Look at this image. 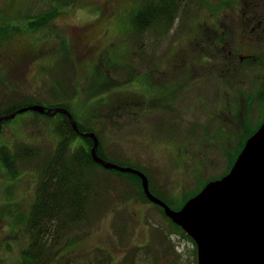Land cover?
Segmentation results:
<instances>
[{"label":"rangeland","instance_id":"374dc122","mask_svg":"<svg viewBox=\"0 0 264 264\" xmlns=\"http://www.w3.org/2000/svg\"><path fill=\"white\" fill-rule=\"evenodd\" d=\"M147 1L0 0V26L10 29L0 34V109L30 100L68 106L96 130L108 158L144 170L154 192L179 206L231 167L245 127L263 115L264 0H180L170 28L137 34L131 19ZM219 39L223 57L234 49L232 78L215 66ZM201 62L213 69L199 75ZM187 78L202 81L185 87ZM60 119L27 110L2 121L0 146L17 152L19 173L12 177L0 159V264H23L26 219L61 140ZM84 143L79 134L70 149ZM126 176L92 169L89 218L47 264H198L194 243Z\"/></svg>","mask_w":264,"mask_h":264},{"label":"trees","instance_id":"16d2710c","mask_svg":"<svg viewBox=\"0 0 264 264\" xmlns=\"http://www.w3.org/2000/svg\"><path fill=\"white\" fill-rule=\"evenodd\" d=\"M181 7L180 0H149L141 5L133 14L131 27L137 34L144 32L149 26L151 27L156 24L160 29H168L176 17H178ZM57 12L58 10H54L52 15H55ZM50 15L51 13L49 16ZM43 20L44 19H41L40 21ZM8 32H10V29L7 25L0 26V34L4 35ZM257 101L259 104H263L262 107L264 109V88L258 92ZM34 103V101L30 100L23 104L9 105L4 109H0V115L13 113L24 106ZM34 112L40 113L38 111ZM262 113L263 115H261L255 126L247 125V127H245L248 130L240 139L234 153L231 154L233 158L231 165L243 149L246 140L261 125L264 119V112L262 111ZM58 115L61 117L58 125L61 140L59 141L54 156L52 157L53 160L45 162L43 165L41 178L36 187L35 198L30 205L26 223L28 224V231L31 233L32 238L31 242L23 250V264H47L46 262L49 258L51 259V257H56V255L59 254L58 250L52 252V249L56 247V245L58 246L59 241L65 237L67 238L72 232V229L77 228V226L88 220V206L91 204L90 196L92 194V188L90 182L87 180V175L92 172L94 167H103L92 159V139L90 137L83 135L85 143L80 144L75 150L70 149L71 141L78 136V131L74 129L66 114L58 113ZM7 121L8 120L6 119L4 123ZM77 123L80 131L96 132L94 128L88 127L79 121ZM20 150H24L23 155L25 156H31L35 152L32 147L20 148L19 152ZM98 153L101 157L109 161L121 164L120 162L108 158L103 151L102 145L101 148H99ZM0 159L4 163L8 173L12 177H16L19 173L15 165L17 152L14 153L8 146L1 145ZM134 167L138 168V166ZM109 170L132 178L135 181V184L139 186L141 198L150 201L146 196L142 185V179L139 175L131 172H122L117 169ZM150 188L154 194L161 197L175 209H180L183 204L194 195L187 197L179 206H172L171 204L173 203L168 201L165 197L155 193L151 186ZM75 190L78 191V196H74V198L68 196L67 192L72 193ZM61 196H63V198ZM158 207L176 229H178L184 237L194 243L195 253H197V246L194 239L166 215L164 208L161 206ZM97 264H101V262H97Z\"/></svg>","mask_w":264,"mask_h":264},{"label":"water","instance_id":"95a60500","mask_svg":"<svg viewBox=\"0 0 264 264\" xmlns=\"http://www.w3.org/2000/svg\"><path fill=\"white\" fill-rule=\"evenodd\" d=\"M35 110L55 115L65 113L78 130L77 121L65 107L32 104L0 115L2 121ZM94 140V160L108 169L139 175L147 197L164 208L166 215L197 244L198 264H264V120L246 140L230 171L208 182L180 209L172 208L150 190L147 175L139 169L107 161L98 154L95 132H81Z\"/></svg>","mask_w":264,"mask_h":264},{"label":"flooded vegetation","instance_id":"af4514ba","mask_svg":"<svg viewBox=\"0 0 264 264\" xmlns=\"http://www.w3.org/2000/svg\"><path fill=\"white\" fill-rule=\"evenodd\" d=\"M252 21H255V15H253V17H252V19H251ZM88 30H89V28L88 29H86L85 30V33H87L88 32ZM222 37V36H221ZM221 40L219 39V40H217L216 41V45H214V48L215 49H218L219 51L218 52H216L217 53V57H218V59H217V62L215 63V66H217L218 68H219V66H220V68H222L223 69V67H226V70L227 71H230L233 67H234V65H235V62H233V54H234V49H232V48H230V50L228 51V53H226V55H225V57H223L224 55H223V49H224V46L223 45H221ZM219 46H221V47H219ZM241 58H242V56H241ZM226 59V60H225ZM202 64H203V66H202ZM207 64H208V62H206V63H203V62H201V66H202V68L201 69H198V74L199 75H203L204 73H203V71H205V70H203V69H213V68H210V67H208L207 66ZM210 64V63H209ZM179 67V64H175L174 65V68L173 69H176V68H178ZM162 68H160L159 66H157L155 69H153V70H156V71H159V70H161ZM168 70H169V68H167ZM179 69V68H178ZM183 69L185 70V71H187V63H185L184 64V67H183ZM217 69V68H216ZM209 73V71L208 72H206V74H208ZM185 74L187 75V73L185 72ZM211 74V73H210ZM215 74H216V84H217V87H216V89H215V94L217 95V97H216V101H215V103L216 104H218L219 102H221V100H222V98H221V96H220V94H219V91H220V87H221V85H220V82H219V80H218V74H217V72L215 71ZM233 76H235V70H231L230 72H229V74H228V77L229 78H232ZM186 82H185V87L187 86V85H192L193 84V82L194 81H196L197 83L198 82H201L202 81V79L201 78H197V79H192V78H187V80H185ZM199 85H201V83H199ZM175 99V98H174ZM228 100H229V96H227V98H226V103L228 102ZM256 101H257V99H256ZM258 102V101H257ZM259 104V103H258ZM261 107H262V105L261 104H259ZM47 107H53V106H55L54 104H49V105H46ZM55 107H57V106H55ZM54 108V107H53ZM65 108H67L68 110H70L71 111V109L68 107V106H66ZM244 108V107H243ZM237 109H238V107H237ZM230 111H232V109H229ZM72 112V111H71ZM242 113L244 112V110L243 111H241ZM63 114V113H62ZM250 116H252V119H254V114H250ZM70 122H71V120H70ZM263 122V121H262ZM252 124H255V122H252ZM251 124V125H252ZM253 126H255V125H253ZM78 131V135L80 134H82L81 132H87V131H80V130H77ZM95 132V131H94ZM96 133V132H95ZM97 134V136H99L98 135V133H96ZM82 137H83V134H82ZM91 138V137H90ZM92 139V138H91ZM92 145H93V139H92V143H91V155H92V159L94 160V157H93V154H92ZM101 145H102V142H101V140L99 139V145H98V150H99V148H101ZM237 148V147H236ZM56 150V149H55ZM98 152V151H97ZM99 154V153H98ZM54 156V155H53ZM52 156V157H53ZM52 157H50L49 159H47V161L46 162H50V161H52L53 159H52ZM95 161V160H94ZM230 162V161H229ZM231 168H229V169H226L225 170V172L224 173H222V174H220V175H218L217 177H215V178H213V179H211V180H214V179H217V178H221L222 176H224L225 174H227L228 172H229V170H230ZM210 180V181H211ZM200 190V189H199ZM199 190L197 191V192H199ZM72 192V191H71ZM196 192V193H197ZM68 193V196H71V198H74V196H78V191L77 190H75V191H73L72 193H70V192H67ZM195 193V194H196ZM85 195H87V194H85ZM62 198H63V196H61ZM78 202V201H77ZM89 207V206H88Z\"/></svg>","mask_w":264,"mask_h":264},{"label":"bare ground","instance_id":"6f19581e","mask_svg":"<svg viewBox=\"0 0 264 264\" xmlns=\"http://www.w3.org/2000/svg\"><path fill=\"white\" fill-rule=\"evenodd\" d=\"M29 110H32V109H29ZM27 111V110H26Z\"/></svg>","mask_w":264,"mask_h":264}]
</instances>
